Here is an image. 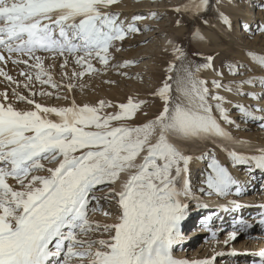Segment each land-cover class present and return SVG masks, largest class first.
<instances>
[{"label":"snow or ice","instance_id":"6c2138e0","mask_svg":"<svg viewBox=\"0 0 264 264\" xmlns=\"http://www.w3.org/2000/svg\"><path fill=\"white\" fill-rule=\"evenodd\" d=\"M117 3L0 0V63L12 61L31 69L21 70V81L0 67V76L14 85L11 91L16 99L30 106L17 109L8 102L7 89L0 93V264H213L214 258L187 260L173 255L174 246L182 240L180 225L188 212L186 201L195 199L189 165L193 159L210 160L207 188L201 192L227 197L233 189L241 193L243 188L212 149L194 156L185 145H219L233 164L264 170V147L234 137L223 126L221 119L235 123L225 107L226 98L218 91L213 95L208 81L199 78L200 71L211 68V56L194 71L185 68L179 89L183 100L174 98L171 85L165 82L154 93L164 101L162 111L139 126L123 122L134 117L145 101L129 98L118 105V111L102 115L103 109L113 107L104 100L96 105H79L73 100L67 106H47L19 91L22 87L35 97L37 81L56 90L64 86L53 78L38 52L62 57L65 69L72 57L80 69L72 73L76 78L101 71L93 60L107 68L115 42L141 30L135 23L141 16L128 21L121 19L119 12L107 10ZM208 5L209 0H190L175 10L195 17ZM221 19L231 27L228 16L221 13ZM13 54L19 55L13 59ZM258 62L264 65V56L258 57ZM229 70L237 71V66L230 65ZM253 82L241 81L236 92L241 94L243 84ZM260 83L264 87V79ZM212 84L217 90L222 87L219 80ZM243 94L264 99L255 92ZM235 107L249 121H264V115L258 117L252 106ZM244 149H257L259 154L246 155ZM142 154V162L137 163ZM122 173L129 175L117 190L114 185ZM101 200L115 201L118 214L114 222L91 218L103 209ZM231 205L243 207L235 200ZM259 222L264 224V219ZM250 227L247 221H239V230ZM236 237V231L230 233L231 239ZM258 254L264 258V250Z\"/></svg>","mask_w":264,"mask_h":264},{"label":"rangeland","instance_id":"374dc122","mask_svg":"<svg viewBox=\"0 0 264 264\" xmlns=\"http://www.w3.org/2000/svg\"><path fill=\"white\" fill-rule=\"evenodd\" d=\"M188 1L190 2V0H118L117 4L112 6L111 9H107V10L113 11V12H119L121 19H127L129 21H131L133 16H136V15L141 16L142 19L135 22L141 30L139 32L129 34L128 36L125 37L123 41L115 42V47L110 50L112 52L113 58L110 60L109 66L107 68H104L102 64H99V61L93 60V64L97 68L101 69L100 72L95 73V74H88L83 77H80L77 82L73 83V85H76V86L71 89H68L66 85L61 83L65 87L64 86L61 87L62 90L54 89L53 91L54 95H51V96L39 94L40 91H45L46 89L48 90L49 86L47 85L41 86L38 81L35 82V87L33 89V91L37 92V95L35 97H32L30 92L28 90L23 89L22 87L19 89V91H21L25 96H28L30 99H35L37 102L44 99L46 101L48 100L49 102L55 103L58 101H62L66 95H69V94L84 95L86 91H91V90L95 91L96 89L99 90L100 87L102 86L104 87L106 86L108 91H111L112 87L113 89L114 87H120V88L122 87L121 89H124L125 91L134 90L135 91V93L133 94L135 96L134 99L143 98L145 95H148L147 97L154 98L150 102L152 103L154 102L153 104L157 105V108L159 109V112H160L162 111L164 101L161 97H159L158 95H155L154 93H156L159 90V88H161L167 80L172 87L173 97L178 100H181L180 95L178 94L179 92H177L178 90L176 87V80H177V75L179 71L182 70L185 65L187 67H191V69L194 71L197 65L208 63V60H207L208 56H211L213 58L211 61V65L215 66L216 70L217 71L219 70L220 73L222 72L226 73L225 77L223 78H225L227 81H230L234 87H236V84L239 85L238 82L246 81L249 79H252L254 81L253 85L255 86L259 85L258 83H256V80H258L260 77H264V70L262 68L257 67L255 62H253L252 59H258V57H261L262 55L264 56V0H254L253 5H249L246 7L244 6L243 9L245 10L243 13L238 12L237 10L233 11V14L236 15V17L234 18L235 20L233 22V27L235 28V32H237V35L239 36V38H242L243 42L251 44L250 46L244 47L243 54L240 53L241 49H239L238 47H237L238 49L235 48L233 51L220 50L212 54L208 52L205 53L202 50H200L193 41L194 27L197 26L200 21L206 20L207 17H209L210 14L216 8L220 6L221 0H209L208 10L206 11V13L202 16H195V17L190 12H183V11L177 12L175 10L178 6L189 3ZM244 1L246 0H243V2ZM248 8L249 9L254 8V10L256 9L257 12L260 11L257 16V21H256L257 23L255 24L254 27H248L246 33H244L245 30L244 28H242L243 31L241 34H239L240 25L242 27L244 24V17H246V15L248 14ZM149 12H151L150 17L147 16ZM153 12L155 13V15L152 14ZM168 41L173 42L176 52L173 51L172 49H167L163 45L164 43ZM181 51L183 53L182 56H181ZM250 52H253L255 54L254 56H252L254 58L251 57L252 54ZM5 55L7 56L6 52H5ZM18 55L19 54H13V59H15ZM37 55H40L41 57L44 55L42 58H44L43 59L44 63H47L46 68L47 69L51 68L49 70L51 71L54 79L59 82L61 81L58 80L57 77H59L60 75L63 76V73L65 71L69 72V70L71 71V69L78 70V67H79V66H76L75 62L73 61L74 59L72 57H69L68 65H67V68L65 69L61 67V65L64 63L63 58L61 61L57 60L58 63L57 62L53 63L52 61H54L55 58L53 56H50L51 53L39 52V54ZM45 56L47 57L45 58ZM22 58L27 59V57H22ZM125 61H135V62L129 64L126 67L121 66L122 68L116 66L120 64L123 65ZM96 62L98 66L96 65ZM30 63H34V61H30ZM170 64L175 65L171 73L168 68ZM4 65H6V67H9L8 69L10 70L11 75L17 80H22V81L24 80V77L19 75L21 70L31 71V69H29L27 66L23 64H15L12 61H9L7 64H4ZM230 65L237 66V71H230L229 70ZM73 66L76 69L73 68ZM118 68L120 71L118 70ZM115 69H117L118 71ZM9 70H7V72H9ZM159 71L163 72L164 77L160 78V80L157 81L158 79H156L154 75L156 74V72H159ZM122 73H126V75H123ZM169 76L172 77L171 80H168ZM108 77H110L111 79ZM215 78L218 79L219 77H215ZM70 83L72 84L71 79H70ZM225 83H223V85H225ZM246 84L242 86V88H244L242 89L244 92H241V94H238V95H240L241 97L243 96L246 98L248 97V99L244 101V104L255 108L256 114L258 117L264 115V111L261 110V109H264V99L257 100V99H254L251 95H243V93H250V92L256 93V90H253L251 88L252 83L249 86ZM12 87H14V85H10L5 80L4 77L0 76V91L4 92L5 89H8L9 102L13 103L17 109H22V110L28 109L30 106L26 102L17 100L16 97L13 95L12 91L10 90L12 89ZM93 87H94V90H93ZM1 88H4V89H1ZM47 90L45 92H48ZM258 95L264 96V93L261 92ZM99 98L105 101L104 96H99ZM127 98H128V95H127ZM127 101L128 99L122 100L121 103H126ZM245 102H248V103H245ZM96 104L98 103H91V105H96ZM233 110L236 111V113L234 112L235 115L233 116V121L235 122L233 124L238 131L244 132V133H252V134L259 133L260 136L264 138V121H261L259 119H257L256 121H249L242 116L238 108L234 107ZM104 112L113 113V109H111V107H106ZM237 125L239 127H237ZM206 162H208V164L210 163L208 160H206ZM47 166L54 167V164H48ZM197 168L198 166L194 165L189 170V178L191 179V185L193 186V189H198V185H201L200 181H202L201 174L196 175V172L200 173V169L199 168L197 169ZM246 168L247 167H245V169ZM40 174H46V173H40ZM260 181H259V185L257 186V188H254L253 190H250L244 193H240L236 195L237 197L229 198V196H227V199L224 200V198L221 199L220 197L217 196L214 199H212L213 197L207 198L208 200L203 199V201L205 202L208 201L209 204L210 202L217 201L219 203H222L224 206L225 205L232 206L231 201L235 200L239 202L241 205H243V208L246 213H249L251 209L257 206H261L260 203H262L261 201L264 197V189H263L264 186H263L261 179ZM104 191H107V189H104ZM251 194H253V196ZM98 195H102V193H98ZM211 195L215 196L214 193ZM195 196L197 195L195 194ZM243 197H246V198H243ZM200 199H201L200 197L197 200L189 199L187 202L188 210L192 206H194V204L197 203L198 200L200 201ZM100 203L103 205V209L102 210L98 209L96 212L92 213L91 218L94 220H99L101 223H104V222L112 223L113 219L115 221L117 214H118L115 201L108 203L107 201L101 200ZM202 204H204V202ZM106 211L110 212L111 215L105 216L104 212ZM187 217L188 216L185 217L183 222H185L186 220H187L186 222H188V220H191L190 218H194V217H188V218ZM229 217L230 215H228V217H225V219ZM257 220L251 223L258 224ZM198 224L199 222H196L195 224L188 226L185 229V232H189ZM212 227L214 228V226ZM232 227L233 226L229 224L224 228L220 227V229L216 232L217 236L220 238L221 241H222V238H224L230 232ZM250 228L251 229L257 228V225H254V226L252 225V227ZM248 230L250 229H247L244 231L240 230L238 232L237 237L235 238V241H234L235 246H239V243H242V241L244 242L245 240H247L246 241L247 243L245 242L244 244H248L249 239L256 238V234L257 235L261 234V233L254 232L253 236L248 237V234L246 232ZM209 233L211 232H207L203 234H209ZM203 240H204V236L199 235L196 237V240L194 241V243L195 245H197ZM226 241L227 243L229 242L228 240ZM187 242L190 243L192 241H187ZM227 243L223 244L222 250H219V251L216 250L213 257L211 256V258H214L213 264H221L222 263L221 259L225 260L227 258L229 252H226V250H224V247L227 245ZM181 245L182 244H180L179 247L177 248L180 249L182 247ZM247 246H250V243ZM258 247H253V251H251V253H254L255 251L258 253V250H256V248ZM177 248H174V249H177ZM179 249L175 250V252L177 253L179 252L178 254L181 253ZM209 250L210 248L207 250V255H210V252L212 251V250L211 251ZM235 251L233 250L232 252L234 253ZM238 252H241V251H238ZM244 253H248V252H244ZM229 255L231 256V258L228 259L229 264H239L240 263L239 262L240 260L233 259L234 257L233 254H229ZM189 256L191 257L190 253L188 252V254L186 255V258H188ZM248 260L249 258L246 260H243V262L244 261L246 262Z\"/></svg>","mask_w":264,"mask_h":264},{"label":"bare ground","instance_id":"6f19581e","mask_svg":"<svg viewBox=\"0 0 264 264\" xmlns=\"http://www.w3.org/2000/svg\"><path fill=\"white\" fill-rule=\"evenodd\" d=\"M253 1L254 0H246L244 2H243V0H221L220 6L218 8H216L210 14V16L207 17L206 20L200 21L198 23V25L194 27L193 41L197 45V47L200 50H202L203 52H205V53L208 52L210 54L218 52L220 50L233 51L235 48L238 47L239 49H241L240 53L243 54L244 47L250 46L251 44L243 42L242 38H239V36L237 35V32H235V28L233 27V22L235 20L234 18L236 17V15L233 14V11L237 10L238 12L243 13L245 10V9H243L244 6L246 7L249 5H253ZM207 10H208V8L206 10L198 12L196 14V16L204 15ZM259 12H257L256 9L254 10V8H251V9L248 8V14L246 15V17H244V24L242 27L240 25V29L238 28L240 31L239 34L242 33V31H243L242 28H244V30H245L244 33H246L248 27H254L255 26V24L257 23L256 21H257V16H258ZM150 13L151 12H149V14H147L148 17H150ZM221 13H223L224 15L228 16L231 19L232 24H231L230 28L223 23V21L221 19ZM205 21H206V23H205ZM237 24H239V23H237ZM237 27H238V25H237ZM141 36H143V35H141ZM140 39H142V38H140ZM163 45L167 49H172L173 51L176 52L175 46H174L172 41H168V42L164 43ZM164 46H163V48H164ZM250 53L252 54V55L250 54L251 57L255 55L253 52H250ZM37 54H39V52ZM50 56H52V54ZM46 57L47 56H45V58ZM252 58H254V57H252ZM57 60L61 61L62 57L56 56L55 60L54 61L51 60V61L53 63H56ZM252 60H253V62H255L257 67L262 68L264 70V65H261L258 62V59H252ZM63 62H64V59H63ZM46 64L47 63H44L45 67H47ZM96 65H97V62H96ZM171 65H173V64H170V66ZM76 66H78V65H76ZM170 66L168 68H169V71L171 73V71H173V68L170 70ZM0 67H2L6 72H7V70H9L8 69L9 67H6V65H4L3 63H0ZM214 67L215 66H211V68L203 69L202 71H200L199 78L208 81L207 86L209 87V89L213 95H215L218 91L219 95L224 96L226 98L227 103H225V107L229 109L230 118L233 120V116L236 113V111H234L233 108L235 107L236 104H244V101L247 100L248 97L247 98L244 96L241 97L236 92V88L238 86H240L241 81L238 82L239 85L236 84V87H234L230 81H227L225 78H223V77H225L226 73H223V72L220 73L219 70L217 71L216 67L215 68ZM73 68H75V67L73 66ZM185 68H187L186 65L183 67L182 70L179 71V73L177 75V80H176V87L178 90L177 92H179L178 94L180 95L181 100L184 99V96L179 89H180V82L182 81V79L185 76ZM49 69H51V68H49ZM78 70H79V67H78ZM115 70H117V69H115ZM118 70H119V68H118ZM73 71L74 70H72V69H71V71L69 70V72L67 71L68 76H61V75L59 76L58 75L59 77H57V79L60 80L61 82H59V81H57V82L62 83L64 85H68L70 83V79L72 80V84L74 82H77L79 80V78H76L72 75ZM124 71H126V70H124ZM8 73L11 75L10 70ZM163 75H164L163 72L159 71V72H156V74L154 76L156 79H158L157 81H159L160 78L164 77ZM248 76H249V74H248ZM215 77H219V78L216 79ZM108 78H110V77H108ZM120 78H122V77H120ZM262 79H264V77H260L258 80H256V83H258L259 85H257V86L253 85L254 82L251 85V88L253 90H256L257 94H260L261 92L264 93V87H262L261 83H260V81ZM213 80H219L221 82L222 87L219 90L214 88V86L212 84ZM166 82L169 83L167 80H166ZM225 82H227V83H225ZM223 83H225V85H223ZM245 84H243V86ZM246 85L249 86L250 84L248 83ZM228 87H231L233 89V91H231V92L227 91ZM121 88L120 87H114V89H113V87H112V90L108 91L106 86L105 87L102 86V87H100L99 90L96 89L95 91H92V90L86 91L85 90L86 93L84 95H75V94L74 95L69 94L66 96L64 95L66 97V99L63 98L62 101H58L55 103L49 102L48 100L46 101L44 99L38 101V103H41V104H44L47 106H67V105H70L73 100H75V102L77 104L82 105L84 103H86V104L98 103L99 100H102V99H100L101 97L99 98V96H104L105 101L110 103L111 105H113V107H111V109H113V112H116V111H118V105L121 104L122 100H126V99L131 98L134 102L145 101L146 103H144L141 106V108L139 110H137L136 115L134 117H132L130 120L123 122V123H126V124L131 125V126H139L141 124L147 123L148 121L154 119L159 114V109L157 108V105L153 104L154 102L153 103L150 102L154 98L147 97L148 95H145L143 98L134 99V97H135L133 95L135 93L134 90H126L125 91L124 89H121ZM1 89H4V88H1ZM242 89H244V88H242ZM93 90H94V87H93ZM47 91L54 93L53 92L54 89H52L50 86H49ZM2 92L3 91H0V93H2ZM242 92H244V91L242 90ZM126 94L128 95V98H127ZM210 103L215 104L216 101L210 99ZM245 103H248V102H245ZM104 111H105V109L102 110L101 114H104L105 113ZM214 112L217 116H219V113L216 112L215 109H214ZM118 123H120V122H114V125L118 124ZM221 123L234 137L245 139V140L251 141L253 144H255L257 146L264 147V138H262L259 133L252 134V133L240 132L235 128L234 124L226 123L222 119H221ZM153 139H155V138H153ZM185 147L188 149L189 154H192L194 156H199L202 151H206L207 149H212L216 159H218L223 165H225L228 168L229 172L233 175V177L240 182V184L243 188V191L241 193H244V192L253 190L254 188H257V186L259 185L260 179L262 180V183L264 186V170L255 168L254 165H249V164H239V165L233 164V162H232L231 158L228 156L227 152H225L223 150V148L220 147L219 145L213 146L211 143H208L206 148H205V146L203 144H201L199 146L188 144V145H185ZM243 151L245 152L246 155H257V154H259L257 149H244ZM142 156H143V154L141 155L140 158H138L137 163L142 162ZM206 160H208L210 162V160L208 158L193 159V161L189 165V170L194 165L198 166V168L200 169V173L196 172V175L201 174V178H202V181H200L201 185H198V189H193V186L192 185L191 186H192V190H193L194 195L196 194L198 196V197L195 196V199L197 200L199 197L201 199H200V201L198 200L197 203H195L194 206H192L186 214V216H188V217L190 216V217H194V218H192V219L190 218L191 220H188V222H186L187 220L185 222H183V221L181 222L180 227H181V232H182V240L180 243H178L174 246V248H177V247H179L180 244H182L181 245L182 247L180 249L177 248V249H179V251H181V253L178 254L179 252L178 253L175 252V250H177V249L173 248V255L177 259H187V260L211 258V256L213 257L216 250L219 251V250L223 249V244L225 243L226 240H228L229 242L224 247V250H226V252H229V254H233V256H234L233 259L240 260L239 264H250L252 260H255V261L264 260V258L260 257L258 254L261 250H264V224H261L259 222L261 219H264V215H262V214H264V197L261 201L262 203H260L261 206H257L255 208L251 209L249 213H246L243 207L235 208V207L229 206V205H225L227 207H222L224 205L222 203L217 202V201L216 202H210V204L208 203V201H206V202L203 201V199L212 198V197H213L212 199H214L217 196L220 197L221 199L224 198V200L227 199V197L225 198L224 196H219L217 194H214L215 196H213V195L209 194L207 191H204L201 193V191H200L201 188H205V189L207 188V184L205 181H206V176L210 170V169H208V162H206ZM245 167H247V168L245 169ZM128 175H129V173H122L121 174L120 180L114 185V187H116L117 190H119L121 188L123 182L126 181ZM190 181H191V179H190ZM9 182L14 183V181L11 180V178H10ZM238 194H240V193L236 194L235 189H233L232 193L229 195V198L237 197L236 195H238ZM251 195L253 196V194H251ZM243 198H246V197H243ZM187 202H188V200L186 201V203ZM199 202H201V203H199ZM203 202H204V204H202ZM204 205H206V207ZM228 215H230V217L226 218L224 220V218L228 217ZM240 220H245L249 224H252L251 222H255L256 220L258 221V224H252L253 226L257 225V228H253V229L248 228L250 230L246 231L248 234V237L253 236L254 232L261 233L258 235L256 234V238L249 239L248 242L250 243V246H247L249 243L244 244L247 240H245L244 242L242 241V243H239V246H235V242H234L235 239L230 238V233H232L233 231H236L238 234V232L240 231L239 230V221ZM113 222H114V219H113ZM196 222H199V224L197 226H195L192 230H190L189 232L186 233L185 229L188 226L195 224ZM229 224H231L233 227L231 228L230 232L228 230L229 233L224 238H222V241H221L220 238L217 236L216 232L220 229V227L224 228ZM183 226H184V229L182 228ZM212 226H214V228ZM183 232H185L186 234H183ZM207 232H211V233L203 234V233H207ZM213 232L216 233L215 236L212 235ZM193 234H196V235L203 234L204 240L201 241L200 243H198L197 245H195L194 241L196 239L190 238V236ZM187 241H192V242L188 243ZM258 244L261 245L260 250H259ZM245 246H247V247H245ZM253 247H258V248H256V250H258V253L256 251L254 253H251V251H253ZM209 248H210L209 251H211V250L212 251L210 252V255H207V250ZM213 248H214V250H213ZM233 250L234 251L236 250L235 252H237V253H235V252L233 253L232 252ZM238 251H241V252H238ZM184 252L186 253V255L189 252L191 257L189 256L188 258H186V255ZM244 252H248V253H244ZM229 254L225 260L221 259V261H222L221 264H229L228 259L231 258V256ZM248 258H249L248 261L243 262V260H246Z\"/></svg>","mask_w":264,"mask_h":264}]
</instances>
